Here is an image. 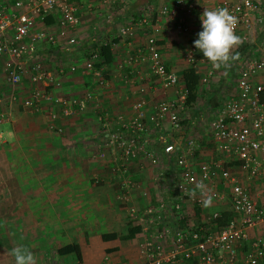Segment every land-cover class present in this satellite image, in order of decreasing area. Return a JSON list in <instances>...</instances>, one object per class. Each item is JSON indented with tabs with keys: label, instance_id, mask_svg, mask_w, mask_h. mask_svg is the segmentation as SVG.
I'll return each instance as SVG.
<instances>
[{
	"label": "built area",
	"instance_id": "built-area-1",
	"mask_svg": "<svg viewBox=\"0 0 264 264\" xmlns=\"http://www.w3.org/2000/svg\"><path fill=\"white\" fill-rule=\"evenodd\" d=\"M136 1L0 0V75L10 88L26 78L28 94L22 100L23 108L40 112L45 104L48 128L56 131L61 128L56 125L55 108H60L63 116L85 110L95 99L90 90L70 99L47 90L59 84L42 63V53L50 48L62 53L74 52L78 45L75 32L84 11L110 24L113 13L116 17L122 15L123 8ZM145 7L149 13L119 25L111 38L100 35L95 26L87 29L84 55L80 59L81 70L103 88L107 85L103 66H96L100 61L99 46L108 44L112 50L116 45L114 39L132 40L139 32L147 31L142 43L127 52L119 67L133 68L145 62L161 88H174L176 92L174 99L157 102L149 110L146 100L139 98L132 103L130 116L116 115L111 124L104 123L105 132L94 154L103 159V148L110 150L113 156L110 171L119 191L118 200L125 206L132 223L139 226L141 240L134 264H258L264 260V237L249 240L246 229L264 222V205L249 196L230 165L237 164L247 177L260 175L264 186L261 167L264 164V82L254 80L259 74L264 76V36L258 54L243 61L239 68L234 82L235 94L225 97L209 112L207 134L214 156L195 167L187 156L193 155L198 141L188 138L184 145L175 146L166 136L167 128L178 131L183 126L186 92L180 77L165 69L155 38L162 20L170 21L175 33H187L185 17L193 12L194 0H166L155 7L151 3ZM219 8H227L237 17L235 32L240 26L247 32L252 29L251 14L258 10V4L253 0H215L213 9ZM45 18H50L51 22L45 24ZM256 20L261 22L260 18ZM200 25L202 27L201 21ZM245 37V34L240 36L241 40ZM195 51V47L190 46L184 56L192 66L196 61ZM67 67V71L73 73L77 64ZM211 74L212 70H207L200 77L199 85L207 83ZM10 100H15L12 92ZM1 102L0 94V126L5 120ZM3 141L0 127V144ZM139 157L149 162L155 190L154 202L149 201L141 208L128 204L130 190L139 186L128 177V166ZM164 158L169 160L164 163ZM199 183L206 186L203 192L196 187ZM140 191L143 196L147 195L145 188ZM225 196L229 200V211L237 218L214 231L200 225H182L185 202L200 208L209 200L220 201ZM218 215L219 212H213L211 220ZM238 242L248 245L239 260L236 258ZM101 264L112 263L104 256Z\"/></svg>",
	"mask_w": 264,
	"mask_h": 264
},
{
	"label": "crops",
	"instance_id": "crops-1",
	"mask_svg": "<svg viewBox=\"0 0 264 264\" xmlns=\"http://www.w3.org/2000/svg\"><path fill=\"white\" fill-rule=\"evenodd\" d=\"M143 1L147 2V5L151 2L159 4L166 0ZM253 1L258 4V10L251 14L252 29L245 32L241 26L237 28L236 35L240 37L245 34L246 37L233 50L239 59L232 62L228 68L222 67L226 72L231 71L241 61L258 54V46L264 36V0ZM214 3L215 0H194V10L185 17L184 22L188 33L177 34L170 21H161L155 38L160 45V54L166 70L181 78L182 70L192 66L186 62L185 52L193 46L194 40L198 38L197 34L202 31L200 16L205 8L213 10ZM86 14L93 13L84 11L81 17ZM120 16L122 15H118L116 19ZM257 18H260V23L256 22ZM79 26L82 27V20ZM146 32H139L140 35L130 42L125 38L118 39L112 49V63L103 65V73L107 79V85L103 88L98 87L92 77L81 70L80 59L84 55L82 47L69 53H62L57 48L51 50L56 59L60 55L70 57L79 54L80 57L73 73L67 71L70 60L57 61L52 65L50 71L59 85L47 87V90L64 99L76 97L85 90L93 92L95 97L93 102L87 104L85 110L71 116H63L60 108H55L58 114L56 125L61 128L60 131L48 128L45 104L40 112L23 108L22 100L28 94L26 78L10 88L0 75L1 110L5 117L0 126L4 135L0 147L3 149L2 155L6 163L0 164V201L11 202L10 207L0 209V264H13L12 257L7 253L16 246L27 247L36 257L37 264H101L104 256H108L112 264H120L117 253L127 258L124 264H134L137 260L140 231L128 244L124 243L125 240L116 242L117 237L102 238V235L110 233L117 236L119 230L124 228V219L120 217L123 207L118 204L119 191L110 171L113 164L110 150L103 148V159L94 154L105 132L103 124H111L116 115L130 116L131 105L137 99L144 98L146 109L149 110L151 105L157 102L175 98L174 88H161L151 76L147 63L138 64L133 68L119 67L127 52L142 43ZM124 40L126 44L122 43L119 47V43ZM195 60L193 67H196V72L201 77L211 65L203 59V54L197 49ZM256 79L264 82V76L261 74L254 78ZM223 84L217 82L215 86L221 88ZM232 87L233 90L224 97L235 94L234 83ZM11 92L15 95V100H10ZM98 116L101 119L98 120ZM182 116L186 123L184 122L180 130L166 129L168 141L175 146L184 145L193 132L194 122L188 116L186 106ZM198 137V148L193 155L187 156L188 161L195 167L199 162L209 161L206 159L214 156L213 144L208 136V141L204 144L210 151L204 150L203 137ZM168 160L163 159L164 163ZM1 165H5L3 175ZM128 167V177L139 184L130 190L128 204L141 208L149 201L153 203L155 190L151 184L152 170L149 162L139 157ZM143 188L147 191L145 196L140 191ZM217 188L221 190L220 185ZM249 196L264 205V186L260 190H251ZM183 205L184 223L200 225L212 231L216 229L211 227V214L229 211L227 196L220 201L205 202L198 208V214L194 213L196 206L189 202ZM82 217H86L87 222L84 225ZM234 218L237 217L234 215ZM246 233L249 240L264 237V222L246 229ZM79 234L86 235L82 237ZM73 242L79 248L80 260H77L73 253H57V248ZM113 246L118 247L115 255L108 250ZM247 246L246 242H238L237 254H243ZM258 264H264V260H260Z\"/></svg>",
	"mask_w": 264,
	"mask_h": 264
},
{
	"label": "rangeland",
	"instance_id": "rangeland-1",
	"mask_svg": "<svg viewBox=\"0 0 264 264\" xmlns=\"http://www.w3.org/2000/svg\"><path fill=\"white\" fill-rule=\"evenodd\" d=\"M156 1H158V0H155V2ZM146 3L147 2H145L143 0H137L135 3L130 4L128 6H125L123 8L122 16H120L118 19H116L118 16L116 17V15L114 13L112 14L113 21L110 24L103 22L101 18H97L96 16H93V14L92 15L86 14V16H82V17H84V18L81 17L82 27L79 26L80 29L78 27L77 31L75 32L77 35V38H78L77 48H79V47L83 48L85 46V43L87 41V39L85 37L86 33H87V29L91 28L92 26H95V29L99 33H101L104 37L111 38V36H114V34H115V28L118 27L119 25L127 24V23H129V21H134L139 16L149 13L148 11H146V7H145ZM151 4L153 5V7H155L158 5V2H156L155 4H154V2H151ZM112 12H114V10H112ZM139 35H140V33H138L135 36V38H137ZM114 40L116 41V43L118 42L117 39H114ZM130 41L131 40H129V42ZM122 43L126 44V40H124L123 42H120L119 47L122 46L121 45ZM54 56L55 55H53V51H45L44 53H42V56H41L42 57V63L46 67H48L49 69H51L53 67L52 65H54L57 61L67 62L70 60L71 63L78 64L79 62L77 63V60H78V57H80L79 54L76 56H70V57L60 55L58 59H56V57H54ZM242 63L243 62L241 61L239 64L240 66L236 65V67H233V69L231 71H228V72H226L225 69H223V68H220L218 70L213 69L211 66L206 69V71L209 69L212 70L211 76L209 77L207 83L202 84V85H198V95H197L196 101L192 105L186 106V111L188 112V116H190L193 119L192 121L194 122V124H192L193 125L192 126L193 132L191 133V136H190L191 138H193L199 142L200 140H199L198 136L203 137V140H202L203 144H204V142L208 141V138H207V136H208V134H207V119L208 118L207 117L209 115V112L218 103H220L223 100V98H225L224 96L227 93H229L233 90L232 86H233V83L236 79L239 67H241ZM217 82L218 83L223 82L224 84L221 86V88H218L217 86H215V83H217ZM227 84H229L228 85L229 88H228ZM198 106H199V108H197ZM182 117H183L182 125H184L186 123V120H185L184 116H182ZM191 118H189V120H191ZM206 149H208V151H210V148H208L205 145L204 150H206ZM2 153H3V149L0 147V164H6L5 160H4V156L2 155ZM206 160H209V157ZM2 167L3 168L1 169V172L3 175V174H5V172H4L5 165H3ZM261 167H262V169H264V164H262ZM230 168H231L232 172H234L238 176V178L240 179V182L246 187L248 193H250L251 190L252 191L253 190H260L261 187L263 186V185H260V181L262 179V177L260 175H254L252 177H247V175L243 171H241L238 167H236L235 164H232V166L230 165ZM10 204H11V202H9V201L8 202L7 201H0V209L7 208L8 206L10 207ZM118 204L123 207V208L121 207L122 208L121 210L123 212L121 211L122 215L120 217H122V219H124V224H123L124 228L121 229L122 231L119 230L118 235H117L118 237L116 238L117 239L116 242L118 240H125L124 243L128 244L129 242L132 241L133 237L131 239H122L121 236L125 233L126 229L129 226L134 225V224L132 223L129 216L127 215L125 206L120 204V202H118ZM63 219L66 220L67 218H63ZM81 220L83 221V225L87 222L86 217H82ZM61 235L63 236L64 234H61ZM85 235L86 234H84L83 236H85ZM71 236H72V234H71ZM79 236H82V234H79ZM117 249H118L117 246H113V247H109L108 250L111 251L110 253H113L115 255V253H117L116 252ZM240 256L237 254V251H236L237 260L240 259ZM77 260H80V257ZM117 260L119 261L120 264H124L127 262V258L122 257V255L119 253H117Z\"/></svg>",
	"mask_w": 264,
	"mask_h": 264
},
{
	"label": "clouds",
	"instance_id": "clouds-1",
	"mask_svg": "<svg viewBox=\"0 0 264 264\" xmlns=\"http://www.w3.org/2000/svg\"><path fill=\"white\" fill-rule=\"evenodd\" d=\"M200 20L202 31L197 34L198 38L194 40L193 46L203 54V59L213 69L230 67L232 62L239 59L238 54L233 53L241 43V38L235 33L237 17L227 8H205ZM196 187L202 192L206 188L203 183ZM7 255L12 257L13 264H37L36 257L25 246H16Z\"/></svg>",
	"mask_w": 264,
	"mask_h": 264
},
{
	"label": "trees",
	"instance_id": "trees-1",
	"mask_svg": "<svg viewBox=\"0 0 264 264\" xmlns=\"http://www.w3.org/2000/svg\"><path fill=\"white\" fill-rule=\"evenodd\" d=\"M51 22L50 18H45L44 23L49 24ZM52 48H50L49 51H51ZM99 56H100V61L96 64L98 65H108L111 64L113 61V53L112 50L110 49V46L108 44L106 45H101L98 48ZM181 81L183 83L184 90L186 92L185 99H184V105L185 106H190L192 105L197 98L198 95V85H199V79L200 75L196 72L195 67L189 66L186 67L185 69L182 70L181 72ZM198 207L194 208V213L198 214ZM234 218V214L230 211H222L219 213L218 217L213 219L211 222V227L213 229H218L225 225L229 220ZM184 220H182V225H184ZM198 226V225H197ZM139 232V226L137 225H131L126 229V233L121 236L122 239H131L134 237L137 233ZM116 236V234L110 233V234H104L102 235V238H109L113 239ZM57 253L59 254H68V253H73L77 259L80 257L79 253V248L75 242L73 243H67L63 244L59 248H57Z\"/></svg>",
	"mask_w": 264,
	"mask_h": 264
}]
</instances>
